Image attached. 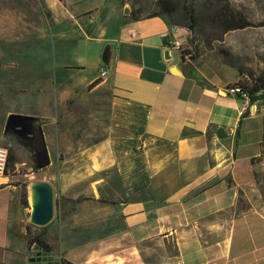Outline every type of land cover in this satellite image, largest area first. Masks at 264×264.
Here are the masks:
<instances>
[{
  "label": "crops",
  "instance_id": "obj_1",
  "mask_svg": "<svg viewBox=\"0 0 264 264\" xmlns=\"http://www.w3.org/2000/svg\"><path fill=\"white\" fill-rule=\"evenodd\" d=\"M125 19L110 36L102 28L108 77L66 90L109 95L105 137L79 156L111 165L118 189L104 195L100 178L91 199H68L65 218L49 230L56 246L46 251L28 244L31 214L21 189L2 176L0 264H264L262 105L254 113V104L223 92L243 80L240 71L230 77L232 67L193 58L187 41L185 55L173 46L168 16ZM33 116L32 125L40 122ZM33 144L38 161L48 148Z\"/></svg>",
  "mask_w": 264,
  "mask_h": 264
},
{
  "label": "rangeland",
  "instance_id": "obj_2",
  "mask_svg": "<svg viewBox=\"0 0 264 264\" xmlns=\"http://www.w3.org/2000/svg\"><path fill=\"white\" fill-rule=\"evenodd\" d=\"M158 2L64 0V7L57 0H0V145L9 153L13 150L17 157L14 173L5 176L21 189L22 200L27 198L28 215L31 183L49 182L55 193L53 221L43 227L31 224L28 232L32 236L44 234L53 242L52 237L58 234H50L49 230L54 221L65 218L68 199H91L100 178L106 179L99 182L106 185L104 195L110 196V189H118L119 181L111 165L102 168L79 156L86 146L105 137L109 95L66 97V90H84L92 78L100 75L102 55L109 44L102 38L103 27L105 35L110 36L126 17L157 13ZM182 2L184 8L168 18L179 25L187 51L201 62L232 67L230 77L236 78L240 71L243 83L264 75V0ZM7 6L11 9L5 13ZM89 7L93 9L84 13ZM126 7L129 14H125ZM22 9L27 10L24 17ZM227 9L244 16L252 25L224 32L220 13ZM190 25L192 33L187 27ZM79 59L84 69H66L76 66ZM261 107L264 112V104ZM40 109L39 116L32 115L40 124L36 121L34 126L32 121L15 118L6 128L10 114L26 115ZM24 124L28 125L25 129ZM35 141L39 145L46 143L51 158V164L42 169L37 166L32 146ZM52 245L56 246L55 242Z\"/></svg>",
  "mask_w": 264,
  "mask_h": 264
},
{
  "label": "trees",
  "instance_id": "obj_3",
  "mask_svg": "<svg viewBox=\"0 0 264 264\" xmlns=\"http://www.w3.org/2000/svg\"><path fill=\"white\" fill-rule=\"evenodd\" d=\"M61 3H64V0H60ZM160 10L157 13H154L152 15H149L148 17L155 16V15H166L169 17L174 16L177 14L180 10L184 8L182 0H159L158 2ZM135 19H139V16H134ZM220 20L223 24L224 32L238 29V28H245L247 26H251L252 23L248 21L244 16L242 15H236L232 13L229 9L221 11L220 13ZM190 30V33H192L193 26H187ZM185 49V47L181 48ZM183 55H185V51L182 52ZM193 58H197L196 56H193ZM102 81V79L98 78L95 81H93L89 85V89H92L97 84H99ZM239 84H241L251 95V103L256 102L258 99H264V75L255 79L254 81H251L250 83H243L242 80L237 81ZM17 163V157L13 150L10 151L7 167H6V175L13 174L16 168ZM5 185L0 183V188L4 187ZM22 203L25 207H28V201L25 197L22 200ZM28 229H30V226H28ZM28 239V244L32 245L34 243H38L44 250L50 251L53 249V245L50 244L47 240V237L44 234H37V235H31L29 232L26 235Z\"/></svg>",
  "mask_w": 264,
  "mask_h": 264
},
{
  "label": "water",
  "instance_id": "obj_4",
  "mask_svg": "<svg viewBox=\"0 0 264 264\" xmlns=\"http://www.w3.org/2000/svg\"><path fill=\"white\" fill-rule=\"evenodd\" d=\"M130 9L129 7L125 8V14H129ZM103 63L108 65L110 60V48L107 47L106 51L102 55ZM252 110L255 113L256 112V104L252 106ZM15 118H23V119H29L32 118V116L29 115H20V114H10L8 117V121L6 124V128L11 126L12 121ZM219 137H225L226 133L223 129H219L218 131ZM51 164V158L48 152V149H45V153L41 157L40 160H38V168L42 169L47 167ZM32 188L36 192L37 200L34 203V205H31V215L30 220L34 225L43 227L47 226L49 223H51L55 217V193L54 188L51 183L46 181H38L34 182L32 185Z\"/></svg>",
  "mask_w": 264,
  "mask_h": 264
},
{
  "label": "built area",
  "instance_id": "obj_5",
  "mask_svg": "<svg viewBox=\"0 0 264 264\" xmlns=\"http://www.w3.org/2000/svg\"><path fill=\"white\" fill-rule=\"evenodd\" d=\"M179 32H180L179 26L172 25L170 27V30L168 31V39L173 46L178 47L180 49V42H182V40L178 37ZM181 50L185 51L186 49H181ZM108 73H109L108 66L103 63L100 69L99 78L102 80L106 79L108 77ZM223 92L225 94H233L241 97L250 106L254 103H260L261 105L264 104V99H258L256 102L251 103L250 93L238 82H234L226 85L223 88ZM8 157H9L8 149L0 145V176L6 175Z\"/></svg>",
  "mask_w": 264,
  "mask_h": 264
},
{
  "label": "bare ground",
  "instance_id": "obj_6",
  "mask_svg": "<svg viewBox=\"0 0 264 264\" xmlns=\"http://www.w3.org/2000/svg\"><path fill=\"white\" fill-rule=\"evenodd\" d=\"M180 47H182V43H181V42H180ZM176 71H178V70H176ZM2 179H3V177L0 176V180H2ZM32 185H33V183H31L30 186H29V188H28L30 206H31V205L33 206L34 203H35L36 200H37L36 192H35V190L32 188Z\"/></svg>",
  "mask_w": 264,
  "mask_h": 264
},
{
  "label": "flooded vegetation",
  "instance_id": "obj_7",
  "mask_svg": "<svg viewBox=\"0 0 264 264\" xmlns=\"http://www.w3.org/2000/svg\"><path fill=\"white\" fill-rule=\"evenodd\" d=\"M28 126L27 124H24L23 128L25 129V127Z\"/></svg>",
  "mask_w": 264,
  "mask_h": 264
}]
</instances>
